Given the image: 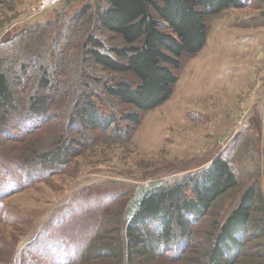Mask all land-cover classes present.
Masks as SVG:
<instances>
[{
	"label": "rangeland",
	"instance_id": "obj_1",
	"mask_svg": "<svg viewBox=\"0 0 264 264\" xmlns=\"http://www.w3.org/2000/svg\"><path fill=\"white\" fill-rule=\"evenodd\" d=\"M46 1L0 0V72L11 80L25 68L12 87L20 106L35 91L51 96L50 117L31 119L26 110L0 125V264H104L108 255L95 248L117 241L146 192L207 169L217 156L237 185L192 222L188 244L176 252L158 246L149 257L141 246L157 241L159 225L152 223L126 254L134 264H201L216 225L248 188L258 187L260 201L245 237L236 238L243 249L232 264H261L264 0H241V7L205 19V45L183 55L169 99L137 111L140 123L129 139L113 129L80 131L70 117L77 99L94 90L109 112L134 111L109 99L98 78L113 74L85 55L89 33L105 53L122 41L92 28L93 0H80L76 11L78 0L43 8ZM42 78L50 84L46 89ZM67 142L76 156L62 165L42 162L40 154L51 161L50 152Z\"/></svg>",
	"mask_w": 264,
	"mask_h": 264
},
{
	"label": "trees",
	"instance_id": "obj_2",
	"mask_svg": "<svg viewBox=\"0 0 264 264\" xmlns=\"http://www.w3.org/2000/svg\"><path fill=\"white\" fill-rule=\"evenodd\" d=\"M77 2L75 11L80 6V0ZM93 3L92 28L114 33L122 45L114 46L110 50L111 54L105 53L100 50L103 42L89 33L86 58L113 74L98 78L109 99H116L134 111L126 114L109 112L102 105L104 99L94 90L85 92L77 99L70 117L80 131L113 129L112 134H125L127 139L140 123L137 111H148L160 106L173 94L177 82L176 71L179 70L183 55L192 56L205 45V19L226 8L242 5L241 0H93ZM24 72V67L15 71L11 80L0 72V125L21 117L19 115L26 110L31 119L50 117L51 96L39 91L29 95L25 105L20 106L12 87L21 82L20 75ZM40 81L41 89L50 85L46 78ZM68 144L50 152L49 155L54 153L51 161V158H47L48 153L40 154V157H46L40 160L62 165L69 156L77 154ZM236 185L231 167L217 156L207 169L146 192L131 214L126 231L120 230L123 236L119 232L116 242H107L102 248L98 246L95 252L108 255V261L104 264H134L125 250L138 245L144 231L152 223L159 225L155 236L157 241L152 246L143 244L144 253L152 257L151 253L158 246L174 247L176 252L188 244L192 222L199 220L216 198ZM259 196L258 187L248 188L240 196L225 220L216 225V236L204 252L201 264H232L235 255L243 249L242 243L236 238L245 237L248 224L253 221L251 211L260 201ZM258 232L264 235L261 229ZM233 249H236V253H232ZM223 252L224 255L228 254V259H225ZM86 258L81 257L84 260ZM261 264H264V258Z\"/></svg>",
	"mask_w": 264,
	"mask_h": 264
},
{
	"label": "built area",
	"instance_id": "obj_3",
	"mask_svg": "<svg viewBox=\"0 0 264 264\" xmlns=\"http://www.w3.org/2000/svg\"><path fill=\"white\" fill-rule=\"evenodd\" d=\"M58 2H59L58 0H47V1L45 2V4H44L43 8H44V7H46V8L49 7L48 5H50V4H51V5H55V4H57ZM51 5H50V6H51Z\"/></svg>",
	"mask_w": 264,
	"mask_h": 264
}]
</instances>
